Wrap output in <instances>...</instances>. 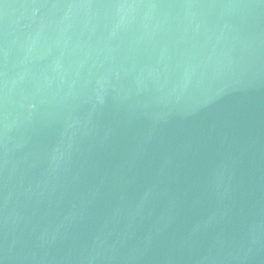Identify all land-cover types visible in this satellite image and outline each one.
Here are the masks:
<instances>
[{
	"label": "water",
	"instance_id": "1",
	"mask_svg": "<svg viewBox=\"0 0 264 264\" xmlns=\"http://www.w3.org/2000/svg\"><path fill=\"white\" fill-rule=\"evenodd\" d=\"M0 264H264V0H0Z\"/></svg>",
	"mask_w": 264,
	"mask_h": 264
}]
</instances>
